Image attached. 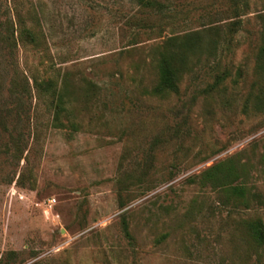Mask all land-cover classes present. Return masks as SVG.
Segmentation results:
<instances>
[{"label":"rangeland","instance_id":"374dc122","mask_svg":"<svg viewBox=\"0 0 264 264\" xmlns=\"http://www.w3.org/2000/svg\"><path fill=\"white\" fill-rule=\"evenodd\" d=\"M263 14L264 0H0V264H264L247 228L264 224ZM189 33L179 91L154 93L165 40ZM47 77L69 98L63 126ZM216 164L246 203L203 182Z\"/></svg>","mask_w":264,"mask_h":264},{"label":"trees","instance_id":"16d2710c","mask_svg":"<svg viewBox=\"0 0 264 264\" xmlns=\"http://www.w3.org/2000/svg\"><path fill=\"white\" fill-rule=\"evenodd\" d=\"M140 3L146 6H154L155 0H139ZM264 19V14L261 15ZM24 36H29L30 41H35L36 37L30 29H25L23 31ZM193 34H185L182 36H171L165 40L163 48L160 55L157 57L156 65L159 71L158 82L154 87V93L156 94H166L169 92H178L181 79L183 76V67L185 63L184 52L187 47H194L196 42H193ZM175 48H172V46ZM259 67L264 70V38L263 44L260 48L258 56ZM221 77V78H220ZM222 76H218V80L221 81ZM36 85L43 91L44 94H50L53 99L51 102L55 104V121L57 125L63 126L64 123L60 119V114L67 107L66 103H69V98L67 100L66 94H64L63 89L58 87V82L51 77L44 78L42 80L35 79ZM64 87L67 88V82L63 83ZM71 126L75 127L74 122H70ZM233 166L223 167L222 164H216L204 171L202 179L204 183L211 182L215 186H220L225 191L227 196L236 197L241 199L242 202L246 203L248 201V188L243 184H233L232 175L236 174L233 171ZM127 228V226H126ZM247 228L249 235H251L258 242H264V224L260 219L249 220L247 223Z\"/></svg>","mask_w":264,"mask_h":264},{"label":"built area","instance_id":"2783aa9c","mask_svg":"<svg viewBox=\"0 0 264 264\" xmlns=\"http://www.w3.org/2000/svg\"><path fill=\"white\" fill-rule=\"evenodd\" d=\"M51 200H52V202H53V201H54V202L56 201V199H55V198H53V199H51Z\"/></svg>","mask_w":264,"mask_h":264}]
</instances>
